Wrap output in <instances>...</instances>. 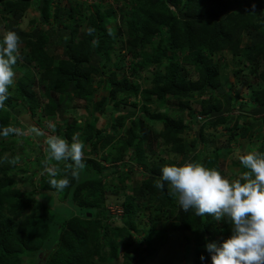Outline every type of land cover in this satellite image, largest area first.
I'll list each match as a JSON object with an SVG mask.
<instances>
[{
  "label": "trees",
  "instance_id": "16d2710c",
  "mask_svg": "<svg viewBox=\"0 0 264 264\" xmlns=\"http://www.w3.org/2000/svg\"><path fill=\"white\" fill-rule=\"evenodd\" d=\"M68 1L69 6L63 7L60 6V0H0V17L5 18L8 31H15L20 36L27 49L25 53L22 52V57L28 66L34 65L41 71L43 82L41 96L31 78L30 68L19 64V61L13 66V70L20 71L21 75L15 77V86L9 88L8 100L4 107H0V147L8 137L3 135L6 128L16 125L29 130L22 124L20 117L28 112L37 115L42 109L43 118L55 116L59 119L60 124L56 126L55 132L57 136L69 142L73 135L84 138L86 142L94 140L92 153L108 148L109 152L103 156L106 162L124 161L126 152L132 147L134 159L138 163L146 164L145 150L151 144V139L147 141V128H140V122L135 121L125 131V137H118L119 128L125 126L126 120L134 117L135 112L120 114L113 122L112 129L106 132L94 131V120H88L85 126H80L79 120L68 118L67 108L72 106L89 112L93 108L92 116L98 118L105 115L107 108L114 102L127 106V99L142 98V111L146 114L149 112V104L154 102L153 97H156L158 101H167L170 109L191 111V107L180 101L181 99L194 96L196 91L200 95L218 89L221 92L226 91L224 86L228 85V81H224L226 76L221 74L223 64L209 58L223 51L232 53L238 67L237 76L246 73L242 70L246 66L250 69L246 77L249 79V73L260 82L255 85L258 89L250 84L245 88H256L251 91L254 102L249 104L252 105L253 114L264 113V0H249L243 7L244 10H235L237 4L241 6L238 0H111V3L105 4L86 3L81 8H77V4H73L71 0ZM120 3L135 4L129 13L131 19L126 25L125 33L115 32L110 26L116 18V9ZM31 8L39 14L34 23L44 24L48 29L38 28L25 32L18 27L19 20ZM250 26L253 29H262V34L256 35L252 44L242 46L244 32L253 35V31L247 30ZM81 27H84V32L80 31ZM2 37L0 35V43ZM157 37L160 40L155 47L152 42ZM60 38L69 51L63 57H57L54 48H50V45L55 47ZM124 42L131 47L125 50L134 60L142 59L140 62L134 61V70L138 66L148 69L168 62L165 74L158 72L154 75L153 88L146 90L127 77L103 80V85L111 88L110 95L100 101L93 99L92 76L105 75L102 68L106 63L102 64L101 51L109 60L110 52L116 51V45ZM178 51L185 54L181 65ZM117 52L123 53L120 50ZM123 55L126 58V52ZM117 67H124L123 61ZM60 95L65 96L62 102ZM119 97L121 100H118ZM174 98L179 99L178 103L170 102ZM226 101L225 103L210 96L202 102L200 111L209 121L208 125L217 127L220 123H227L229 117L224 118L223 114L231 113L234 107L242 111L247 105L238 101L232 103L229 94ZM190 114L195 116L192 112ZM150 119L163 126L160 136L170 146L171 151L184 155L180 164L199 162L222 173L219 163L228 154V149L219 148L210 155L202 156L196 152L197 140L189 145L185 141L183 134L189 126L184 123L183 118L176 119L158 112ZM243 129L240 133L242 138L248 132L245 126ZM236 133L237 131L231 135V139ZM209 143L214 145L215 141L210 140ZM6 152V148H0V160ZM45 155L49 156V153ZM48 160L56 169L64 163L65 172L60 173L63 178L70 180V184L64 189L63 198L79 211L71 212L68 218L60 222L49 206L43 213H30L19 222L28 205L23 204L20 194L14 188L15 179L9 172L11 166L0 169V264H20L22 257L26 255L36 258L38 264H115L114 260L120 255L117 239L128 238L131 231L138 230L136 219H139L142 205L146 201L158 204L159 213L151 217L152 221L158 223L168 211L169 218L177 215V222L181 224H172V230L180 231L183 224L197 235L199 246L216 241L223 233L227 237L231 235V225L227 221L222 220V225L219 226L211 216H197L191 209L187 212L181 209L177 213L178 201L169 195L167 185L163 189L155 186L161 175V168L165 166L163 163L150 162L152 164L149 166L147 163L149 177L143 187L138 189L135 198H126L121 204L123 219L127 222L113 225L103 222L109 215L105 208L103 182L107 168L91 156L84 159L85 168L82 170L89 177L74 179L71 175V161L56 162L43 157L42 166H46L45 162L48 164ZM167 165L172 164L169 162ZM43 168L40 167L41 170ZM29 181L33 183V178H29ZM40 187L43 188L42 184ZM43 196L50 205L53 203V196ZM5 213L11 217L4 218ZM154 229L155 225L150 234L154 233ZM106 243L111 246L110 256L103 253ZM153 243L152 237L147 238L148 246L140 254L149 258L153 253ZM125 246L128 247L127 244ZM137 255L138 252L134 250L125 253L123 257L133 263Z\"/></svg>",
  "mask_w": 264,
  "mask_h": 264
},
{
  "label": "rangeland",
  "instance_id": "374dc122",
  "mask_svg": "<svg viewBox=\"0 0 264 264\" xmlns=\"http://www.w3.org/2000/svg\"><path fill=\"white\" fill-rule=\"evenodd\" d=\"M238 1L241 3V6L237 4L235 6V10H244L243 7H245V5L249 2V0ZM60 2V6H69L68 0H60ZM71 2L73 4H77V8H81V5L86 4L84 0H71ZM134 6L135 4L126 5L124 3H120L119 7H117L116 18L113 19V22L110 25L113 27L115 32L125 33L126 25L131 19V14L129 13L132 12ZM38 18V12L31 8L27 11L25 16L19 20L18 27L25 32L33 31L38 28L40 30H44V28L48 29V27H46L44 24L34 23V21L38 20ZM7 25L8 24L5 18L0 17L1 36H3V34L8 31ZM247 30L253 31V35H247L245 31L242 37V46L252 44L256 35L262 34V29H253V26H250V28ZM80 31L84 32V27H81ZM67 38H69V35ZM125 39L127 40V37H125ZM61 40L62 39L60 38L58 44L55 47L50 45V48H54V52L57 57H63L69 52L66 45L62 44ZM159 40L160 38L158 39V37L154 39L152 42L153 46L156 47ZM125 48L131 49V47L126 42H124V44L118 43L116 45V51L112 50L110 52L109 60L105 58L104 52L101 51V57L103 58L102 64L106 63V65L102 68L105 75L92 76V82L94 86L93 99L100 101L102 98L108 97L110 95L111 88L109 85H103V80L111 81L115 80L116 78L119 79L127 77L136 81L142 89L146 90L153 88L154 75H156L158 72H160L162 75L165 74L168 62H165L161 65H153L148 69L138 66L134 70V61L140 62L142 59L137 58L134 60V58L130 56L129 53H127ZM119 50L123 53L126 52V58H123V53L117 52ZM25 51H27V49L24 47V44L21 43V58L18 61L19 64L27 67L28 65L22 57V52L25 53ZM178 53L180 54L179 64L181 65L185 54L183 51H178ZM232 57L233 56L230 51H223L219 54H214L209 57L215 62H221L223 64L221 74L224 73L226 78L223 80L228 81V85L224 86L228 93H226V91L221 92L218 89L210 93L209 91H206L205 95H200V93L196 91L194 96L180 100L184 104L189 105L192 109L191 111L189 109L182 111L178 109H170V105H168L167 101H158L156 97H153L154 102L153 104H149V112L146 114L142 111V106L144 104L142 98L127 99V106H122V103L120 105L115 104L114 102L113 105L107 108L106 114L101 115V117L99 116L98 118L92 116L93 108L90 112L83 109L77 110L72 106L67 108L68 118H75L79 120L80 126H85L88 120H94V131L106 130V132L112 129L113 122L116 121V118H118L120 114L135 112L134 117L126 120L125 126L119 128V139L125 137V131L129 129L132 126V122L135 121L140 122L138 123L140 128H147L146 130L149 134V136H147V141L151 139V144L149 147L146 146L145 150L147 154V156H145L146 164H142L138 163L134 159V149L132 147L130 151L128 150L126 152L124 161L109 163L103 159V156H106L109 152L108 148H105L104 150L99 149L97 152L92 153V151H94V140L86 142L84 138H79V140L85 145V148L83 149L84 159L94 156L103 167L107 168V171H105L106 177H104L103 182H105V208L109 211V215L108 219L103 220L104 223L119 225L123 222H127L123 219L124 213L122 212L123 208L121 204L126 198H135L137 196V192H139L138 189L143 187L145 180H147L149 177L148 166L152 164L150 162H155V164L163 163V165H167L170 162L171 164L174 163L179 165L184 158V155L182 154L173 153L170 149V146L165 144L164 140L160 136L163 126L161 124L155 123L153 119H150L154 113L161 112L163 114H169L176 119L183 118L184 123L189 126V129L185 131L183 137L188 145L190 142L197 140L196 152L202 156H206V154L210 155L219 148H223L222 150L228 149V154L220 159L219 167L222 171L221 175L225 178H228L230 181L232 179L238 178V176L243 171H245L244 168H239V166L235 164L237 162L240 163V156L247 154L249 151L264 153V117H262V115L258 116L253 114V110L249 105L251 103L253 104L254 102L251 91H255L256 88L258 89V87L255 85H257L256 83L260 84V82L257 81V78L254 75H250L249 73V79L246 77L247 72L250 71V69H248L246 66L242 68V70H245L246 73H242L241 75L237 76V63ZM120 61H123L124 67L119 69L117 64ZM28 67L30 68L31 78L35 83V87L38 88V91L42 96L43 82L41 80V71L34 65H30ZM14 72L16 74L15 77L17 75H21L20 71L18 70ZM196 77L197 75L194 76L193 79ZM247 84L255 86L256 88L251 87L250 89H246L245 86H247ZM14 86L15 85H13V87ZM228 94L229 98L231 97L232 103H234V101H238L239 103L243 102L247 105H245L242 111H239L237 107H234L231 113L223 114L224 118L229 117V121L227 123H220L217 127L208 125L209 121L200 111L202 102H205L211 96L214 99H220L226 103V97ZM64 98V95H60L61 102L64 100ZM118 100H121V97H119ZM178 101L179 99L174 98L170 102L178 103ZM191 112L195 116H191ZM238 117L241 118L238 119ZM20 119L21 122H23L22 124L26 125L29 130H25L24 128L14 125L12 128L18 129L19 131L12 132L7 135L8 137L4 139L3 145L0 147L2 149H7L6 154H4L0 160V169L11 166L9 172L10 175L14 176L15 179L14 188L20 194V199H22L23 204L25 206L28 205L23 211L24 214L21 216L19 222H22L30 213H43L45 208L49 206H51L52 210H54L53 214L58 217L61 222L68 218L71 212H78L79 209H74L70 202L66 200V198H63L64 189L62 191H57L56 189L49 187V181L53 177H51L48 171H46V166L43 165V168L41 164L43 157L46 160L48 159V155H45L46 153H49L47 139L50 136L56 135V126L60 124V121L55 116L43 118L42 109L38 111L37 115H33L31 112H28L23 114ZM236 123L238 126H236ZM24 125L20 126L23 127ZM244 126L248 132L246 136L242 138L240 133L244 130ZM33 129L38 130L40 134H37L36 131H32ZM235 131H237L236 136L231 139V135H233ZM210 140H214L215 144L211 145L209 143ZM207 142L208 147L206 146ZM47 166L52 167L50 161L48 162ZM40 167L43 168V170H41ZM57 169L59 170V175H57L55 178L59 180L63 178V174L60 172H65L64 163L61 164L60 167H57ZM83 177L88 178L89 176L85 172L83 173L81 170L79 173V178L82 179ZM29 178H33V183L32 181H29ZM96 178L97 177H95V179ZM41 184L43 188L40 187ZM43 194L47 197L53 196V203L51 205L49 201L46 200L45 196H43ZM138 202L139 201H137V203ZM157 205L158 204L146 201L145 204L142 205L143 210L140 212L139 219H136L138 230L131 231V235L128 238L117 239L120 249L118 254L120 255L119 258L114 260L115 264H212L211 255L208 256L205 245H198L197 235L194 233V231L187 229V227L183 224L180 231L172 230V224H181L180 222H177L179 221L177 220V215L169 218L170 213L168 211L162 217L161 221L158 220V223H155V221L151 220L153 215L159 213ZM180 211L181 207L178 205L177 213ZM7 217H11V215L5 213L4 218ZM19 222L17 221L18 224ZM154 225V233L150 234V230L154 227ZM218 225L221 226L222 222H218ZM149 237H152L154 240L152 248L153 253L150 257L148 256L149 258H145V254L141 253V255L140 252H143V250H145L148 246L147 238ZM227 238V235L223 233L216 239V241L213 242H216L219 245L220 242ZM125 244H127L128 247H126ZM134 250L138 252V255L136 260L133 261V263H130L123 256L125 253H129ZM103 253L105 256L111 255V246L108 243L105 244ZM201 256L204 257V260H201ZM20 264L38 263L36 258L26 255L22 257Z\"/></svg>",
  "mask_w": 264,
  "mask_h": 264
},
{
  "label": "clouds",
  "instance_id": "9594fccd",
  "mask_svg": "<svg viewBox=\"0 0 264 264\" xmlns=\"http://www.w3.org/2000/svg\"><path fill=\"white\" fill-rule=\"evenodd\" d=\"M22 41L15 31L3 34L0 43V107H4L9 97V88L14 85L13 66L21 58ZM18 129L6 128L7 136ZM37 134L38 130L33 129ZM48 159L56 162L71 161L72 177L79 178L85 168V145L76 135L71 142L53 135L47 139ZM240 163L246 169L238 178H225L215 168H207L202 163L189 161L184 164L165 165L155 186L168 187L169 195L177 199L185 212L194 210L195 215L211 216L214 221H227L231 225V235L219 243L205 245L211 255L212 264H264V153L249 151L240 156ZM46 171L53 177L49 183L53 189L62 191L69 186L68 178L56 179L59 170L48 167ZM201 260L204 257L201 256Z\"/></svg>",
  "mask_w": 264,
  "mask_h": 264
},
{
  "label": "built area",
  "instance_id": "2783aa9c",
  "mask_svg": "<svg viewBox=\"0 0 264 264\" xmlns=\"http://www.w3.org/2000/svg\"><path fill=\"white\" fill-rule=\"evenodd\" d=\"M87 4L111 3V0H84ZM123 212V210H122Z\"/></svg>",
  "mask_w": 264,
  "mask_h": 264
},
{
  "label": "crops",
  "instance_id": "0c3cea01",
  "mask_svg": "<svg viewBox=\"0 0 264 264\" xmlns=\"http://www.w3.org/2000/svg\"><path fill=\"white\" fill-rule=\"evenodd\" d=\"M251 107H252V105H250ZM258 116H261L262 115V117H264V113L263 114H257ZM260 122H261V120H260ZM250 142V141H249ZM264 142V141H263ZM237 166H239V168H243L242 167V165H241V163H239V162H237V163H235Z\"/></svg>",
  "mask_w": 264,
  "mask_h": 264
}]
</instances>
